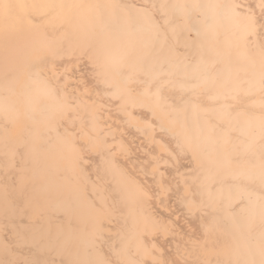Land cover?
I'll list each match as a JSON object with an SVG mask.
<instances>
[{"label": "bare ground", "instance_id": "bare-ground-1", "mask_svg": "<svg viewBox=\"0 0 264 264\" xmlns=\"http://www.w3.org/2000/svg\"><path fill=\"white\" fill-rule=\"evenodd\" d=\"M0 264H264V0H0Z\"/></svg>", "mask_w": 264, "mask_h": 264}, {"label": "rangeland", "instance_id": "rangeland-1", "mask_svg": "<svg viewBox=\"0 0 264 264\" xmlns=\"http://www.w3.org/2000/svg\"><path fill=\"white\" fill-rule=\"evenodd\" d=\"M52 37H53V32H52V29L50 28V31L47 30V33H46L45 39H46L47 41H51ZM159 47H160V46H159ZM159 47H158V48H159Z\"/></svg>", "mask_w": 264, "mask_h": 264}]
</instances>
